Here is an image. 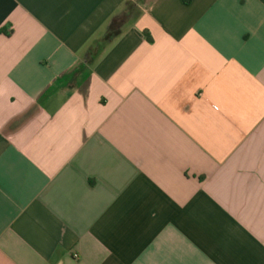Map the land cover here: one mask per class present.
I'll use <instances>...</instances> for the list:
<instances>
[{
	"label": "crops",
	"instance_id": "crops-1",
	"mask_svg": "<svg viewBox=\"0 0 264 264\" xmlns=\"http://www.w3.org/2000/svg\"><path fill=\"white\" fill-rule=\"evenodd\" d=\"M129 1L0 0V264H264V0Z\"/></svg>",
	"mask_w": 264,
	"mask_h": 264
},
{
	"label": "trees",
	"instance_id": "trees-1",
	"mask_svg": "<svg viewBox=\"0 0 264 264\" xmlns=\"http://www.w3.org/2000/svg\"><path fill=\"white\" fill-rule=\"evenodd\" d=\"M153 1L154 0H151L149 3H152ZM137 5L138 3L135 2H127L125 10L120 15H117L112 19L109 25L110 31L117 33L120 27L123 26L129 20L130 15L137 8Z\"/></svg>",
	"mask_w": 264,
	"mask_h": 264
},
{
	"label": "rangeland",
	"instance_id": "rangeland-1",
	"mask_svg": "<svg viewBox=\"0 0 264 264\" xmlns=\"http://www.w3.org/2000/svg\"><path fill=\"white\" fill-rule=\"evenodd\" d=\"M142 6L147 5L151 0H136Z\"/></svg>",
	"mask_w": 264,
	"mask_h": 264
},
{
	"label": "built area",
	"instance_id": "built-area-1",
	"mask_svg": "<svg viewBox=\"0 0 264 264\" xmlns=\"http://www.w3.org/2000/svg\"><path fill=\"white\" fill-rule=\"evenodd\" d=\"M75 256V258H78V256L77 255H74Z\"/></svg>",
	"mask_w": 264,
	"mask_h": 264
}]
</instances>
